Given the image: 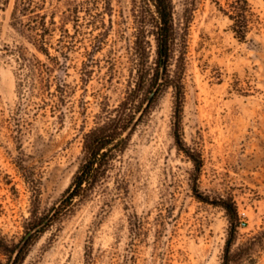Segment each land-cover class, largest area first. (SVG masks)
Segmentation results:
<instances>
[{
	"label": "rangeland",
	"instance_id": "1",
	"mask_svg": "<svg viewBox=\"0 0 264 264\" xmlns=\"http://www.w3.org/2000/svg\"><path fill=\"white\" fill-rule=\"evenodd\" d=\"M156 22L155 0H0V264H227L222 200L228 264H264V0H172L162 76ZM119 118L125 152L57 217Z\"/></svg>",
	"mask_w": 264,
	"mask_h": 264
},
{
	"label": "trees",
	"instance_id": "2",
	"mask_svg": "<svg viewBox=\"0 0 264 264\" xmlns=\"http://www.w3.org/2000/svg\"><path fill=\"white\" fill-rule=\"evenodd\" d=\"M156 9L159 14L161 23L158 25V40L161 53V62H166L167 45L173 36L172 24V0H155ZM143 23V21H142ZM53 24V23H52ZM50 32V27H49ZM35 44H39V48L44 51V43L39 39L32 38ZM26 61V59H23ZM127 126L123 125L122 118L112 121L111 124L97 128L91 131L85 138L83 157L81 165L74 177L70 187L67 189L65 196L61 201V206L56 212V216L66 215L73 211L76 205V199L80 202L88 201L95 192L103 185L108 177V173L112 170L113 160L116 154L124 153L127 145V138H123ZM175 139L180 146V138L175 132ZM117 141V142H116ZM190 158L193 155L189 154ZM198 167V165H197ZM206 200V199H203ZM223 208L230 219V231L227 241L225 259L228 264L230 261V250L235 241L238 224V211L232 200H222L217 203ZM19 244L12 248H7L9 260ZM8 260V261H9ZM8 264V263H6Z\"/></svg>",
	"mask_w": 264,
	"mask_h": 264
},
{
	"label": "water",
	"instance_id": "3",
	"mask_svg": "<svg viewBox=\"0 0 264 264\" xmlns=\"http://www.w3.org/2000/svg\"><path fill=\"white\" fill-rule=\"evenodd\" d=\"M164 71H165V65L164 63L162 62L161 63V76L164 74ZM136 120H134L131 125L128 127L127 129V133L130 134V132L133 130L135 124H136ZM45 225V223L41 226V227H38L36 229H34L29 235H27V237L24 239V241L19 245V247L17 248L15 254L18 255L19 252L21 251L23 245L26 243V241L32 236L33 233L37 232L38 230H40L43 226ZM13 259L11 260L10 264H13Z\"/></svg>",
	"mask_w": 264,
	"mask_h": 264
}]
</instances>
